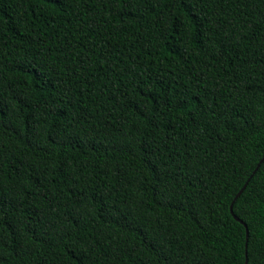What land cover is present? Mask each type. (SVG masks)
<instances>
[{
	"label": "trees",
	"instance_id": "obj_1",
	"mask_svg": "<svg viewBox=\"0 0 264 264\" xmlns=\"http://www.w3.org/2000/svg\"><path fill=\"white\" fill-rule=\"evenodd\" d=\"M245 263L264 0H0V264Z\"/></svg>",
	"mask_w": 264,
	"mask_h": 264
},
{
	"label": "water",
	"instance_id": "obj_2",
	"mask_svg": "<svg viewBox=\"0 0 264 264\" xmlns=\"http://www.w3.org/2000/svg\"><path fill=\"white\" fill-rule=\"evenodd\" d=\"M263 160V159H262ZM261 160V161H262ZM261 163V162H260ZM260 163L258 164V166L260 165ZM246 187V184L243 186V188L238 192V194H237V196L236 197H238L241 193H242V191L244 190V188ZM231 211H232V213H233V204L231 205ZM234 216L239 220V221H241V222H243L244 224H245V222L242 220V219H240L237 215H235L234 214ZM246 225V224H245ZM247 226V225H246ZM246 264V263H245Z\"/></svg>",
	"mask_w": 264,
	"mask_h": 264
}]
</instances>
